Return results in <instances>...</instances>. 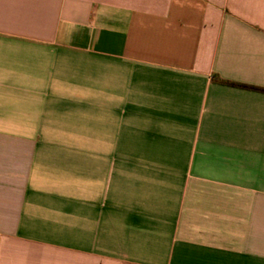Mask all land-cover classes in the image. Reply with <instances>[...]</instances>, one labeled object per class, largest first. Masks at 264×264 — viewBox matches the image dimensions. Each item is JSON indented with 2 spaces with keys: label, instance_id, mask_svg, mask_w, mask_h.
I'll return each instance as SVG.
<instances>
[{
  "label": "crops",
  "instance_id": "1",
  "mask_svg": "<svg viewBox=\"0 0 264 264\" xmlns=\"http://www.w3.org/2000/svg\"><path fill=\"white\" fill-rule=\"evenodd\" d=\"M0 264H264V0H0Z\"/></svg>",
  "mask_w": 264,
  "mask_h": 264
}]
</instances>
